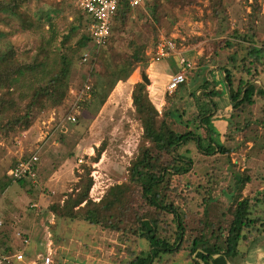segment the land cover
<instances>
[{"label":"rangeland","instance_id":"obj_1","mask_svg":"<svg viewBox=\"0 0 264 264\" xmlns=\"http://www.w3.org/2000/svg\"><path fill=\"white\" fill-rule=\"evenodd\" d=\"M250 1L223 0L224 8L220 10L216 22L211 21L207 0L182 7L164 0H148L146 5L144 2L141 6L132 7L122 27L114 29L105 46L99 48L102 56H95L98 49H91L90 44L85 50L89 52L86 61L80 59L79 52L75 54L68 70L69 93L61 103L36 113L26 129L18 128L8 134L0 132V220L4 225V238L15 249L12 254L0 256V264H42L48 251L50 264H125L128 258L124 254L125 248L137 249L144 245L141 240L137 243L132 237L84 221L56 219L49 206L73 187L77 181L76 173H81L83 163H90L89 175L93 183L89 195L93 200H98L109 185L124 179L141 133L130 100L132 81H141L142 68L148 76L146 67L153 58L152 44L160 39L172 40L175 53H180L192 65L178 91L173 96L169 95L165 103L164 108L171 111L169 123L179 132L187 130L199 136L207 135L217 143L224 141L223 134L234 130L240 117H230L228 85L221 70L231 68V64L226 60L227 52L219 48L216 41L233 28L255 31L264 37V0H257L261 12L253 20L247 16ZM58 3L62 10L60 7L55 9ZM157 4H160V9L156 21L151 17V9L155 10ZM28 10L37 18L40 13H47L55 22L50 30L55 38L51 42L50 56L56 58L55 54L60 49L58 39L67 27L66 23H62V16L65 15L69 21L81 14L76 10L74 0H29ZM5 21H0V47L12 43L18 47L20 58L31 61L36 45L33 32L37 30H15L12 26L15 20L10 24ZM44 27L46 29L47 24ZM2 32H9L11 36L7 38ZM40 33L44 38L49 35L46 30H40ZM79 33L69 40L74 42ZM198 35H203L204 39L193 42V37ZM198 49L202 51L196 53ZM136 53L141 61L136 64L133 77L118 81L117 87L110 91L103 105L94 113L91 106L85 104L89 97L87 94L92 95L95 77L89 72L98 70L104 74L125 56ZM162 59L149 66L151 78L154 66L164 77L179 66L177 61L172 62L166 57ZM142 62L146 63L145 67ZM234 74L230 73L232 87L235 84ZM253 81L261 84L258 78ZM84 85H89V90L81 93L85 90ZM147 86L149 88L150 85ZM203 87L207 88L205 91L214 90L213 102L202 94ZM0 93L7 94L4 91ZM165 93L169 91L165 89ZM15 98L18 100V97ZM162 104L157 107L158 110H161ZM211 106L214 108L208 112ZM249 109L251 114L245 115L254 128L252 132L255 136L242 143L240 130L230 132L234 139L226 138L225 143L232 147L228 156L210 155L215 159L212 173L217 175L220 187L227 184L231 172L249 176V182L240 186L242 196L249 190L254 194L264 189V113L260 103ZM203 112L210 115L201 121ZM69 114L75 116V121L67 120ZM3 119V114H0V120ZM227 122L230 123L228 129L225 127ZM239 125H242L241 122ZM101 143L104 146L98 161L90 162V157ZM32 153L38 156L35 178L23 179L24 182L11 180L6 174L8 167L18 158ZM205 169L206 166H203L201 171ZM219 199L223 201V196L220 195ZM196 203H199V198L190 203L192 209H196ZM25 238L27 241L23 242ZM239 249L240 254L229 258L230 264H261L264 260V235L247 244L241 243ZM15 253H21L22 259L16 260L12 256ZM176 264H182L181 257Z\"/></svg>","mask_w":264,"mask_h":264},{"label":"trees","instance_id":"obj_2","mask_svg":"<svg viewBox=\"0 0 264 264\" xmlns=\"http://www.w3.org/2000/svg\"><path fill=\"white\" fill-rule=\"evenodd\" d=\"M28 1L0 0V21L6 19L10 24L15 20L12 24L15 30H37L33 32L36 45L31 61L20 58L18 47L12 43L0 47V91L7 93H0V114L4 117L0 120V132L5 134L18 128H28L36 113L61 103L69 93L68 70L75 54L79 52L81 56L89 44L94 49L88 32L89 19L76 7L81 13L78 17L67 21L66 16H62V23L67 27L58 39V54L52 58L51 42L55 38L50 30L55 22L47 13H40L38 18L30 15ZM197 1L164 0L179 7L190 6ZM207 6L211 21L216 22L224 8L223 0H207ZM58 7L59 3L55 9ZM158 9L160 4L155 10L151 9V17L156 21ZM260 9L258 1L251 0L247 13L249 19L258 17ZM131 10L132 7L126 4L119 6L110 34L122 27ZM40 30L48 31V37L44 38ZM78 33L79 36L71 42L69 39ZM4 34L7 38L11 36L9 32ZM203 39V35H198L193 37V42ZM155 44H152L153 48ZM216 45L227 52L226 60L231 64V68H223L228 85L230 117H240L235 122V129L223 134V142L217 143L207 135L199 136L187 130L179 132L171 126L168 121L171 111L164 106L169 95L173 96L183 82L165 93L164 103L158 110L148 97L146 85L136 81L132 84L130 98L141 133L124 179L109 185L98 200H93L89 195L93 183L89 175L90 163H83L81 173H76L77 181L73 187L49 206L56 219L84 221L132 237L137 243L143 241L144 245L137 249L125 248L124 254L128 257L125 264H176L179 257L182 264H230L229 258L240 254L241 243L247 244L264 235V189L254 194L249 190L242 196L240 186L250 178L241 172H231L227 184L220 187L217 175L212 173L215 159L210 158L217 153L227 157L232 151V147L225 143L226 138L234 139L230 132L240 130L242 143L255 136L245 114H249V108L257 103L264 113V37L255 31L233 28L221 36ZM95 56H102L99 48ZM140 61L137 53L130 54L104 74L91 70L89 74L95 76L93 92L85 104L97 112L116 82L125 81ZM142 65L145 67L146 63L142 62ZM230 73H236L234 87ZM255 78H259L261 84L254 82ZM209 90L206 96L213 102L214 90ZM209 115L201 113V121ZM229 124L225 125L227 129ZM103 144L96 147L90 162L98 161ZM203 166H206L204 172L201 171ZM18 181L24 182L23 179ZM220 195L223 201H220ZM196 198H199V203H196V209H192L190 203ZM3 228L2 224L0 256L12 254L15 250L4 238Z\"/></svg>","mask_w":264,"mask_h":264},{"label":"built area","instance_id":"obj_3","mask_svg":"<svg viewBox=\"0 0 264 264\" xmlns=\"http://www.w3.org/2000/svg\"><path fill=\"white\" fill-rule=\"evenodd\" d=\"M146 0H74L76 7L80 9L84 14L88 16V32L92 40L94 49H98L104 46L110 34V27L114 18V15L121 4H126L129 7L141 6ZM175 46L172 40L160 39L152 50V61H158L169 54L174 52ZM89 52L84 51L80 57L82 61H86ZM178 70L170 77L166 83V89L171 91L178 84L185 80L186 71L192 67L191 62L184 56L178 57ZM81 93L88 92L89 85H84ZM80 93V94H81ZM89 94H87V97ZM67 120L75 121V116L69 114ZM38 156L36 153H32L27 157L18 158L11 166L6 170V174L11 180L30 179L35 178L36 162ZM2 220H0V226ZM18 234V233H17ZM27 239H23L26 242ZM50 251L43 257L42 264H50ZM16 260L22 259L21 253H15L12 255ZM7 258V256H5Z\"/></svg>","mask_w":264,"mask_h":264},{"label":"crops","instance_id":"obj_4","mask_svg":"<svg viewBox=\"0 0 264 264\" xmlns=\"http://www.w3.org/2000/svg\"><path fill=\"white\" fill-rule=\"evenodd\" d=\"M201 51L202 50H199L198 49L196 51V53H200ZM179 55H181V54L180 53L179 54H176L175 51H174V53L169 54L166 58H168V60H172V62L173 61H177V64H178V57H179ZM161 60H163V59H160L158 61H152V59H151L150 62H149V64L146 67L147 74L149 76V77L148 76L147 77H148V79L150 78V80H149V82H150L149 85L150 86L148 88V86L146 85V89H147L148 97L150 98L151 102L155 105L156 108L163 103V97H164V93H165V89H166V83L170 79V77L178 70V67H179V66H176L173 73H171V74L167 75L166 77H164L163 76L164 74L159 73L157 71L156 66H154L155 71H153V77L151 78V76L149 74V71H148L149 66H151L152 63L159 62ZM210 60H211V58H210ZM221 71H222V75H223V70H221ZM132 73L130 74V76L128 78L133 77V74L134 73L133 74ZM163 77H164V79H163ZM136 81H138V80L132 81V84L134 82H136ZM116 87H117V84L115 85V87L112 88V90L115 89ZM204 88L205 87H203L202 94L203 95H206L210 90L208 89V90L205 91ZM130 100H131V98H130ZM91 260H93V259H91Z\"/></svg>","mask_w":264,"mask_h":264},{"label":"water","instance_id":"obj_5","mask_svg":"<svg viewBox=\"0 0 264 264\" xmlns=\"http://www.w3.org/2000/svg\"><path fill=\"white\" fill-rule=\"evenodd\" d=\"M140 79L141 81L145 84V85H149V79L144 71V69L142 68L140 71ZM259 79V78H258ZM260 80V79H259Z\"/></svg>","mask_w":264,"mask_h":264}]
</instances>
